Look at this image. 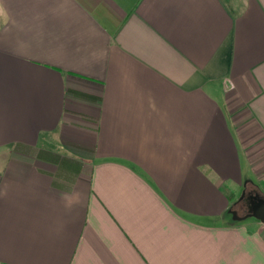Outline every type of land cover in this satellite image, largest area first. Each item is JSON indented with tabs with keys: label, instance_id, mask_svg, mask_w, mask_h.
Here are the masks:
<instances>
[{
	"label": "crops",
	"instance_id": "crops-1",
	"mask_svg": "<svg viewBox=\"0 0 264 264\" xmlns=\"http://www.w3.org/2000/svg\"><path fill=\"white\" fill-rule=\"evenodd\" d=\"M247 191L264 0H0V264H264Z\"/></svg>",
	"mask_w": 264,
	"mask_h": 264
},
{
	"label": "water",
	"instance_id": "water-1",
	"mask_svg": "<svg viewBox=\"0 0 264 264\" xmlns=\"http://www.w3.org/2000/svg\"><path fill=\"white\" fill-rule=\"evenodd\" d=\"M253 199L254 201L248 207L247 216L253 217L264 224V198L256 196Z\"/></svg>",
	"mask_w": 264,
	"mask_h": 264
},
{
	"label": "flooded vegetation",
	"instance_id": "flooded-vegetation-1",
	"mask_svg": "<svg viewBox=\"0 0 264 264\" xmlns=\"http://www.w3.org/2000/svg\"><path fill=\"white\" fill-rule=\"evenodd\" d=\"M252 194H253V192H250L249 196L247 197V199L245 200V197H244L243 200L240 203V207H242L243 209L245 208L246 212L248 211L249 205L254 201L253 198L256 197V196L253 197Z\"/></svg>",
	"mask_w": 264,
	"mask_h": 264
},
{
	"label": "rangeland",
	"instance_id": "rangeland-1",
	"mask_svg": "<svg viewBox=\"0 0 264 264\" xmlns=\"http://www.w3.org/2000/svg\"><path fill=\"white\" fill-rule=\"evenodd\" d=\"M251 191H247V194L245 195V200L247 199V197L249 196V193H250ZM256 194H252V196L254 197ZM262 195V194H261ZM237 200V199H236ZM241 212V211H240Z\"/></svg>",
	"mask_w": 264,
	"mask_h": 264
},
{
	"label": "trees",
	"instance_id": "trees-1",
	"mask_svg": "<svg viewBox=\"0 0 264 264\" xmlns=\"http://www.w3.org/2000/svg\"><path fill=\"white\" fill-rule=\"evenodd\" d=\"M261 197H263L262 195H261ZM264 198V197H263Z\"/></svg>",
	"mask_w": 264,
	"mask_h": 264
}]
</instances>
